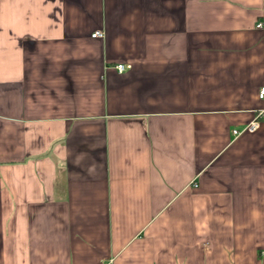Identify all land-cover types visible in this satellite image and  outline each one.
<instances>
[{"label": "crops", "instance_id": "crops-1", "mask_svg": "<svg viewBox=\"0 0 264 264\" xmlns=\"http://www.w3.org/2000/svg\"><path fill=\"white\" fill-rule=\"evenodd\" d=\"M260 22L264 0H0V264H264Z\"/></svg>", "mask_w": 264, "mask_h": 264}, {"label": "built area", "instance_id": "built-area-1", "mask_svg": "<svg viewBox=\"0 0 264 264\" xmlns=\"http://www.w3.org/2000/svg\"><path fill=\"white\" fill-rule=\"evenodd\" d=\"M264 26V24L262 22H260L257 26L258 29L262 28ZM104 35V32H96L92 35L93 38H102ZM131 67L123 65V64H118L117 66V70L120 73H124L127 69H130ZM261 99L264 98V87L262 89V92L260 94ZM261 127V116L257 117L256 120H254L253 122L250 123V125H248L246 128H244L242 131L240 130H236L234 131L235 135H240L241 133H253L256 132L257 130H259Z\"/></svg>", "mask_w": 264, "mask_h": 264}]
</instances>
